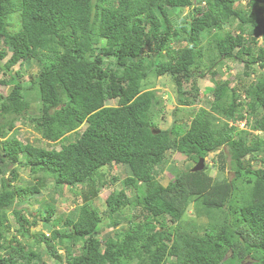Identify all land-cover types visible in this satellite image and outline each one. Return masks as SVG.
Listing matches in <instances>:
<instances>
[{"label": "trees", "instance_id": "1", "mask_svg": "<svg viewBox=\"0 0 264 264\" xmlns=\"http://www.w3.org/2000/svg\"><path fill=\"white\" fill-rule=\"evenodd\" d=\"M237 1L0 0V85L10 86L0 93V264H264V139L253 135L264 132V0H246V9ZM12 15L16 32H8ZM203 58L212 76L221 61L235 62L244 78L255 66L263 71L241 96L233 78L215 83L209 108L196 110L187 128L175 107L171 125L159 129L156 93L144 81L170 77L177 106H189L183 85L202 77ZM24 64L35 68L26 83L13 73ZM236 120H246L247 130L229 126ZM18 124L47 147L22 142ZM222 148L228 160L210 161L216 178L209 163L165 186L151 173L167 151L196 164ZM111 166L126 175L121 189L103 197L105 224L93 199ZM20 169L33 184H18ZM48 179L56 195L79 187L82 201L54 220L49 238L25 249L17 236L27 238L39 220L50 224L54 206L29 222L28 209L14 204H30ZM189 205L207 220L203 227L183 223ZM124 209L132 211L131 229L104 236ZM136 217L144 222L136 225Z\"/></svg>", "mask_w": 264, "mask_h": 264}, {"label": "rangeland", "instance_id": "2", "mask_svg": "<svg viewBox=\"0 0 264 264\" xmlns=\"http://www.w3.org/2000/svg\"><path fill=\"white\" fill-rule=\"evenodd\" d=\"M235 7L238 9H246V0H238L235 3ZM187 9L183 11L181 17L185 16L187 13ZM10 26L8 28V32H16L20 28V23L17 15H12L9 18ZM237 23L233 22V26H236ZM225 30L233 29L228 25H224ZM204 43V42H203ZM146 50V49H145ZM147 51V50H146ZM148 55L154 59V52H148ZM4 62V61H3ZM222 64L219 66H215L211 71H216V75L212 76L209 70V62L205 58H203V65L199 68L198 72L202 74V77H195V85L192 86L190 81L185 82L183 85V90L185 93L184 99L189 102V106L181 107L177 106L176 102V94H175V87L170 77L164 76L159 77L158 79L154 80L152 77L147 78L143 84H148V87L143 89L148 90H155L156 98H155V107H156V117H155V124L158 126L159 129H166L171 125L172 122V111L176 107L177 112V119L181 121L184 128H187L189 120L194 115L196 110L199 108L208 109L209 103L213 98V94L211 89L214 87L215 83H221L226 80H230L233 78L230 86H235V89L240 96L242 95V91L248 86L251 82L256 81L257 74L262 72V69H258L256 66L254 67V75L250 78H244L239 76L237 73H241V67L237 65L233 61H221ZM220 62V63H221ZM19 73V79L23 83H26L28 80V75L30 73L35 72V68L33 64H24L22 67L18 65L13 67V73ZM2 78L0 72V79ZM235 78V79H234ZM10 86H2L0 85V93L7 94L9 92ZM111 104V103H109ZM16 126V131L18 138L22 142H28L37 147H47L40 139L39 135L35 133L32 128L28 124H18ZM82 128L77 132L70 135V140L74 141L77 139L79 132ZM12 133V132H11ZM7 135L10 136V134ZM13 133V134H14ZM254 136H261L264 139V132H257L253 134ZM59 149V147H57ZM223 149V148H222ZM212 158H215V164L220 165L221 158H224L223 162L228 160L226 158V149L224 148L221 152L218 151L214 153L209 158L206 159L205 164L209 163L207 172L213 177L216 178L220 172L219 169L216 168V165H212L210 162ZM195 166V162L193 159L182 155L181 153H176L174 151H167L159 163L158 166L154 167L151 170L152 175L155 179L163 186H165L178 172H185L189 169H192ZM226 166V164H224ZM253 167H258L259 163L253 162ZM220 171L222 173L227 174V169L221 168ZM126 170L122 166H111L106 167L102 171V177L98 180V195L93 199V204L97 211L99 212L101 218L103 219L104 223L109 224L107 219L106 213V206L104 204L103 197L107 196L111 192H116L122 188L121 180L125 177ZM18 184L22 186H27L33 184V180L29 176L28 172L24 169H20L18 173ZM101 183L104 185L99 186ZM75 192V194H74ZM82 190L79 187H75L73 189H66L60 195H56V193L52 190V183L51 180L48 179L45 182V187L41 190L39 196L31 199L30 204L26 202H16L14 204L15 208L25 207L28 209V220L29 222H33L35 219H32L33 215L38 211L40 213H44V208L47 204L54 206V214L51 217V223L47 226L43 224V220H39L35 225L30 226L28 229V237L24 239H20L17 236L18 240H20V245L25 249L29 248V245H36L35 240L37 239H46L50 237L51 230L54 228L51 227V224L54 222L55 219L58 217H64L69 215V212L74 210V208L79 205L82 201L81 197ZM127 195L129 197H133L134 192L132 190H127ZM54 198V200H51ZM132 216V211L130 209H124V212L121 215H116L114 217L115 221L118 220L119 224L116 227L109 226L103 232L104 236H112L114 232H120L122 230H129L132 227V224L129 222ZM130 219V220H128ZM183 223L187 224L188 222H194L196 226L203 227L207 220L205 218H196L193 214L192 205H189L186 209L183 217ZM9 222H13V218L9 217ZM136 225H140L143 223L142 217H136L133 220ZM166 223V220H164ZM14 225V223H12ZM60 225H57L56 229H59ZM203 230H199V235L203 234ZM45 246H41L40 250L43 251ZM62 250L58 251L59 254H62ZM65 264V263H63Z\"/></svg>", "mask_w": 264, "mask_h": 264}, {"label": "built area", "instance_id": "3", "mask_svg": "<svg viewBox=\"0 0 264 264\" xmlns=\"http://www.w3.org/2000/svg\"><path fill=\"white\" fill-rule=\"evenodd\" d=\"M246 120H236V121H232L229 123V126H233L239 130H245L247 129V126H246Z\"/></svg>", "mask_w": 264, "mask_h": 264}, {"label": "water", "instance_id": "4", "mask_svg": "<svg viewBox=\"0 0 264 264\" xmlns=\"http://www.w3.org/2000/svg\"><path fill=\"white\" fill-rule=\"evenodd\" d=\"M204 161L205 159L204 158H200L198 160V162L196 163V165L192 168V172H199V171H202L204 169Z\"/></svg>", "mask_w": 264, "mask_h": 264}, {"label": "clouds", "instance_id": "5", "mask_svg": "<svg viewBox=\"0 0 264 264\" xmlns=\"http://www.w3.org/2000/svg\"><path fill=\"white\" fill-rule=\"evenodd\" d=\"M230 122H232V121H230ZM230 122H228V124L230 123ZM237 129V128H236ZM237 130H239V129H237ZM245 130H247V129H245ZM255 133H257V132H255ZM206 159L207 158H205V161H206ZM205 161H204V164H205ZM196 165V164H195ZM194 167V166H193ZM205 167V166H204Z\"/></svg>", "mask_w": 264, "mask_h": 264}]
</instances>
